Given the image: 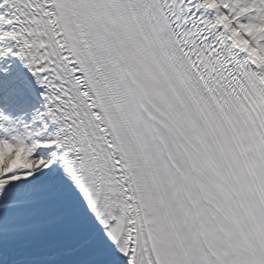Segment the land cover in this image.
<instances>
[{
    "label": "snow or ice",
    "instance_id": "6c2138e0",
    "mask_svg": "<svg viewBox=\"0 0 264 264\" xmlns=\"http://www.w3.org/2000/svg\"><path fill=\"white\" fill-rule=\"evenodd\" d=\"M0 264H264V0H0Z\"/></svg>",
    "mask_w": 264,
    "mask_h": 264
}]
</instances>
